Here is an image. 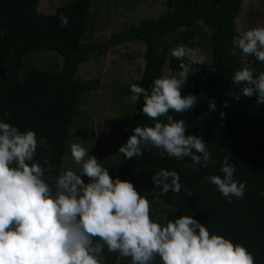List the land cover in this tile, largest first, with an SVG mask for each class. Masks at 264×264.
Instances as JSON below:
<instances>
[{
	"label": "trees",
	"instance_id": "trees-1",
	"mask_svg": "<svg viewBox=\"0 0 264 264\" xmlns=\"http://www.w3.org/2000/svg\"><path fill=\"white\" fill-rule=\"evenodd\" d=\"M38 1L0 0V120L21 131L36 133L39 146L35 159L45 167L43 161L48 159L53 168L51 175L64 170L61 162L81 94L98 87V79H74L77 66L99 58L113 47L138 41L144 46L138 85L148 89L153 80L161 77L165 62L176 67L180 63L171 56L172 49L165 36L181 30L175 42L192 48L191 40L196 35L192 23L195 19L203 22L209 32L210 63L189 65L190 85L182 90V95L192 94L200 99L190 111L169 115L184 119L189 135L203 137L216 163L207 168L193 166L190 158H161L159 150L152 148L130 160L120 154L111 177L131 182L151 202L155 219L157 211L152 200L156 190L152 175L162 168L176 171L182 185L180 193L158 195L164 201L178 202L176 210L173 214L162 210L159 213L168 214L170 219L191 216L206 225L210 233L244 246L253 255L255 264H264V196L259 193L264 186V104H257L254 96L235 99L240 91L231 79L240 64L239 50L237 55L232 54L231 39L237 35L232 25L237 0H218L216 5L207 0H166L168 11L155 20L129 25L103 42L87 45L80 41L91 0H70L46 15L36 13ZM61 13L69 20L65 27H61ZM36 49L58 54L62 58L60 70L50 74L30 70L19 81L17 74L23 56ZM184 62L187 63L186 59ZM254 66L257 73L264 70L259 62ZM212 99L217 105L215 111L208 109V101ZM225 102L227 108L223 107ZM142 104V100L133 103L123 145L133 128L153 123L140 112ZM225 158L235 165L234 179L246 184L243 197L232 198L230 203L214 185L203 181L204 176L222 177L220 169ZM82 179L88 182L87 177ZM103 255L105 264H130L129 258L118 257V253L105 249ZM155 264H160L159 258Z\"/></svg>",
	"mask_w": 264,
	"mask_h": 264
},
{
	"label": "clouds",
	"instance_id": "clouds-1",
	"mask_svg": "<svg viewBox=\"0 0 264 264\" xmlns=\"http://www.w3.org/2000/svg\"><path fill=\"white\" fill-rule=\"evenodd\" d=\"M59 19L61 27L68 25L62 13ZM231 44L233 55L239 50L240 67L231 79L240 91L235 99L254 96L264 104V70L257 73L254 66L264 65V27L238 33ZM195 51L178 45L171 50L180 61L177 73L153 80L148 89L131 84L132 102L142 100L140 112L153 123L133 128L118 149L125 160L156 148L161 158L187 157L205 168L216 163L203 137L189 135L186 121L169 115L190 111L200 99L182 95L190 72L184 60ZM216 108L209 100V111ZM38 146L34 131L0 120V264H105V249L129 258L130 264H155L157 258L160 264H255L244 246L210 233L191 216L170 219L156 213L153 219L151 202L131 182L111 177L82 144L69 146L79 174L69 168L51 175L49 160L43 161L45 167L35 159ZM220 171L222 177L204 176L203 181L229 203L242 198L246 184L234 179L235 165L225 158ZM152 183L162 196L182 189L179 174L163 168L152 175Z\"/></svg>",
	"mask_w": 264,
	"mask_h": 264
},
{
	"label": "rangeland",
	"instance_id": "rangeland-1",
	"mask_svg": "<svg viewBox=\"0 0 264 264\" xmlns=\"http://www.w3.org/2000/svg\"><path fill=\"white\" fill-rule=\"evenodd\" d=\"M70 0H39L35 11L38 14H51L54 9ZM166 0H91L89 13L80 43L87 45L105 41L110 34L137 25L143 20H155L168 10ZM216 5L218 0H207ZM238 10L232 20L235 32L242 33L253 27H264V0H237ZM195 37L191 40L196 50L191 57H186L188 65L193 63H210L209 32L200 19L192 23ZM181 30H174L165 36L171 49L177 47L175 39ZM185 46V45H184ZM144 46L141 42L131 41L113 47L97 59L87 60L77 66L74 79L92 81L98 79L95 90L81 94L76 113L69 127L61 168L72 169L79 173L70 155L69 146L80 143L89 150L111 176L114 165L120 158L118 149L123 145L125 130L133 113L130 86L139 82ZM62 58L55 52L36 49L27 52L21 61L17 79L23 81L30 70L44 73H56L60 70ZM179 71L173 64L165 62L162 76H172ZM189 78L183 89L187 88ZM264 196V186L259 189ZM159 193L152 200L157 213L160 210L173 214L178 202L164 201ZM118 257H121L118 254Z\"/></svg>",
	"mask_w": 264,
	"mask_h": 264
},
{
	"label": "water",
	"instance_id": "water-1",
	"mask_svg": "<svg viewBox=\"0 0 264 264\" xmlns=\"http://www.w3.org/2000/svg\"><path fill=\"white\" fill-rule=\"evenodd\" d=\"M218 3V2H217Z\"/></svg>",
	"mask_w": 264,
	"mask_h": 264
}]
</instances>
